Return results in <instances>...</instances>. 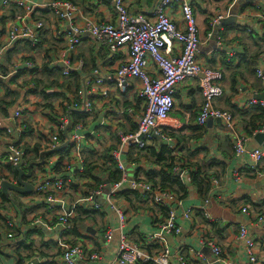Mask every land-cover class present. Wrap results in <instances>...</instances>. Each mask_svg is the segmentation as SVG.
<instances>
[{"label":"clouds","instance_id":"obj_1","mask_svg":"<svg viewBox=\"0 0 264 264\" xmlns=\"http://www.w3.org/2000/svg\"><path fill=\"white\" fill-rule=\"evenodd\" d=\"M0 264H264V0H0Z\"/></svg>","mask_w":264,"mask_h":264}]
</instances>
